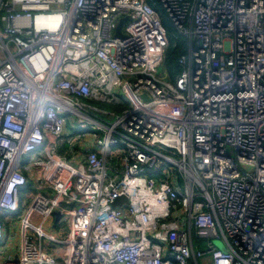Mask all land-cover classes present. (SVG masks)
<instances>
[{
	"label": "built area",
	"instance_id": "1",
	"mask_svg": "<svg viewBox=\"0 0 264 264\" xmlns=\"http://www.w3.org/2000/svg\"><path fill=\"white\" fill-rule=\"evenodd\" d=\"M158 2L174 80L153 0H0L2 264H264V0Z\"/></svg>",
	"mask_w": 264,
	"mask_h": 264
},
{
	"label": "rangeland",
	"instance_id": "2",
	"mask_svg": "<svg viewBox=\"0 0 264 264\" xmlns=\"http://www.w3.org/2000/svg\"><path fill=\"white\" fill-rule=\"evenodd\" d=\"M156 11L159 15V18L162 22V24L164 25V27L167 30V39H169V41H174L175 40V36L177 35L176 31H175V27L173 25V23L171 22L169 16L167 15V13L165 12L164 8L161 5H157L156 7ZM160 73H162V71L164 70L163 64L162 67L159 69ZM94 106H97L99 108L103 107V105L98 104L93 102L92 103ZM66 124H65V128L67 130L68 135H75L77 134L80 130L77 128L76 126V117L74 115H66ZM69 145L68 143H64L62 148L57 151V153L62 154L66 149H68ZM75 149H77V146H75ZM35 177V174L34 176ZM44 191V190H43ZM34 191L33 190H27L22 192L21 197L24 200L25 203H29L31 197L33 196ZM27 207V205H21V209L14 213V214H7L5 216V222H6V226H8V224L11 223L13 228H6V244H7V248L10 249L11 253L16 256L19 252V228H14L16 227V222L18 221V218L21 217L24 213L25 208ZM65 214V213H64ZM55 224L54 227H49V233L53 234L56 238H62V234L61 231L62 230H66L68 227V223L67 221H55V219H53V217L47 222L46 226L48 224H51L50 222H52ZM8 223V224H7ZM8 230H11L10 233H8ZM45 247L46 250L51 252L49 247H53L54 249H59L60 248V244L58 242L55 241H50V240H45ZM215 245L219 248H223V245L221 242H215ZM0 264H2V259L0 257Z\"/></svg>",
	"mask_w": 264,
	"mask_h": 264
},
{
	"label": "trees",
	"instance_id": "3",
	"mask_svg": "<svg viewBox=\"0 0 264 264\" xmlns=\"http://www.w3.org/2000/svg\"><path fill=\"white\" fill-rule=\"evenodd\" d=\"M153 1L156 6L159 5L158 0ZM187 42V36L178 33L174 41H169L168 39V45L164 52L163 67L171 80H174L176 75L179 74L183 68L182 65L179 64L178 59L181 55L187 53Z\"/></svg>",
	"mask_w": 264,
	"mask_h": 264
},
{
	"label": "water",
	"instance_id": "4",
	"mask_svg": "<svg viewBox=\"0 0 264 264\" xmlns=\"http://www.w3.org/2000/svg\"><path fill=\"white\" fill-rule=\"evenodd\" d=\"M129 16L126 15V16H123L121 18H119V20L117 21L116 23V26H115V32H114V36L116 37H124L123 33H122V27L124 25V23L129 20ZM60 217V212L59 211H56L55 212V220L57 221Z\"/></svg>",
	"mask_w": 264,
	"mask_h": 264
},
{
	"label": "crops",
	"instance_id": "5",
	"mask_svg": "<svg viewBox=\"0 0 264 264\" xmlns=\"http://www.w3.org/2000/svg\"><path fill=\"white\" fill-rule=\"evenodd\" d=\"M53 219H55V218H53ZM51 224H48L47 225V228L49 229V227H54L55 226V224L53 223V221L52 222H50Z\"/></svg>",
	"mask_w": 264,
	"mask_h": 264
}]
</instances>
